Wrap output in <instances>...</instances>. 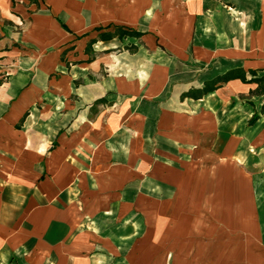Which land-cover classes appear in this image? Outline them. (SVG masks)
<instances>
[{"label": "crops", "instance_id": "crops-1", "mask_svg": "<svg viewBox=\"0 0 264 264\" xmlns=\"http://www.w3.org/2000/svg\"><path fill=\"white\" fill-rule=\"evenodd\" d=\"M235 68L264 75V0H0V264H243L264 95L182 97Z\"/></svg>", "mask_w": 264, "mask_h": 264}, {"label": "trees", "instance_id": "trees-1", "mask_svg": "<svg viewBox=\"0 0 264 264\" xmlns=\"http://www.w3.org/2000/svg\"><path fill=\"white\" fill-rule=\"evenodd\" d=\"M31 2H39V0H30ZM118 32L121 37L124 36H134L141 37L143 34L134 29H124L118 27ZM128 49L132 52H135L137 47L135 45L128 46ZM250 74V77L248 76ZM233 79H240L244 83H255L257 87L251 89V95H264V75L258 76V71L250 69L249 71L244 68H235L227 71L222 75L216 76L214 79L206 81L205 85L202 88H192L188 92L182 94V97H194L202 98L205 94L212 92L222 86L223 83L228 82ZM253 104V103H252ZM260 113H264V104L261 107L260 112L255 111L252 118L249 120L250 125H254L260 119Z\"/></svg>", "mask_w": 264, "mask_h": 264}, {"label": "rangeland", "instance_id": "rangeland-1", "mask_svg": "<svg viewBox=\"0 0 264 264\" xmlns=\"http://www.w3.org/2000/svg\"><path fill=\"white\" fill-rule=\"evenodd\" d=\"M263 198H264V194H263ZM260 233H261V237L259 238L258 234H257V239L259 238L260 241L258 240L257 242H254V239L256 240V238H254V234L252 233H244V239H245V242H241L243 244V254H244V257H242V263L243 264H252V257L250 255V252L251 250L256 247L257 245L261 246V247H264V225L260 226ZM262 240V241H261ZM219 242H214L213 243V247L214 249L216 248H219ZM263 249V248H262ZM234 254V253H233ZM234 259V257L230 258V263H232V260ZM220 259H218L219 261ZM236 260V259H235ZM235 262V261H234Z\"/></svg>", "mask_w": 264, "mask_h": 264}, {"label": "built area", "instance_id": "built-area-1", "mask_svg": "<svg viewBox=\"0 0 264 264\" xmlns=\"http://www.w3.org/2000/svg\"><path fill=\"white\" fill-rule=\"evenodd\" d=\"M2 83H3V80H2V78L0 77V85H2Z\"/></svg>", "mask_w": 264, "mask_h": 264}]
</instances>
